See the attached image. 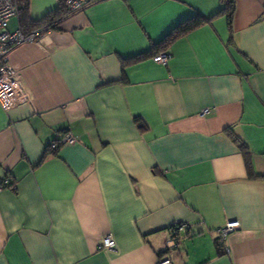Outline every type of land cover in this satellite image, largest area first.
Wrapping results in <instances>:
<instances>
[{
	"label": "crops",
	"instance_id": "0c3cea01",
	"mask_svg": "<svg viewBox=\"0 0 264 264\" xmlns=\"http://www.w3.org/2000/svg\"><path fill=\"white\" fill-rule=\"evenodd\" d=\"M89 1L8 55L30 100L0 106L13 185L0 188V264H264V0H234L230 29L220 0ZM56 6L29 0V15ZM196 13L211 19L153 61ZM64 133L74 142L45 155Z\"/></svg>",
	"mask_w": 264,
	"mask_h": 264
},
{
	"label": "built area",
	"instance_id": "2783aa9c",
	"mask_svg": "<svg viewBox=\"0 0 264 264\" xmlns=\"http://www.w3.org/2000/svg\"><path fill=\"white\" fill-rule=\"evenodd\" d=\"M89 2V0H67L68 15L81 11ZM17 12L18 9L14 0H0V106L4 110H9L30 100V94L24 89L19 76L8 62L9 53L17 46L33 41L36 35L45 29L41 27L28 34L22 33L19 28L11 30L9 23L12 18L17 17ZM152 59L157 63L166 65L168 56L165 52H161L154 55ZM61 142L73 143L74 139L68 133H65L60 139ZM55 146V143H51L50 147L54 148ZM2 184H7V181L3 180ZM238 227V221H228L216 230V234L223 241L230 232ZM183 228L185 226L180 225L178 229L182 230ZM99 248L111 250L114 248V242L107 236L102 240ZM155 264L172 263L167 257H162Z\"/></svg>",
	"mask_w": 264,
	"mask_h": 264
},
{
	"label": "trees",
	"instance_id": "16d2710c",
	"mask_svg": "<svg viewBox=\"0 0 264 264\" xmlns=\"http://www.w3.org/2000/svg\"><path fill=\"white\" fill-rule=\"evenodd\" d=\"M18 12H17V17H18V28L20 31L24 34H28L38 28L44 27V30H50V29H56L58 27V24L66 17L68 16L69 13V8L67 5V0H57V6L54 10L47 12L43 17L34 20L30 17L29 15V0H14ZM221 3V8L216 12L215 15H225L226 21H227V26L230 29L231 24H232V17L234 13V0H220ZM213 16V17H214ZM211 19L206 18L200 14H195L192 17L185 19L181 22L178 23V25L173 28L160 42L154 44L153 49L151 50V57L159 53L160 51H163L166 49L167 45L170 44L175 38L185 34L186 32L192 30L193 28L205 23L209 22ZM146 54H140L136 57L131 58L129 61H137L139 59H142ZM134 122L138 125L140 129L145 128L144 122L139 118V117H134ZM227 133L229 136H231L232 140L237 143L238 149L240 150V153L242 154L243 160H244V165L245 169L247 172L248 177L251 178H258L257 175L254 174L252 164H251V151L246 144L245 141H243L240 137H238L236 134L233 133L231 129H229ZM65 134V133H64ZM63 134V135H64ZM62 135V136H63ZM60 139L56 140L55 143L56 146L54 148H51V144L46 145L45 147V155L46 154H55L57 149L59 148ZM7 181V184H2L3 179L0 180V185L1 188H12L13 185L8 182V179H5ZM180 224H177L176 226H172L173 228V239H170V242L175 244L177 243L178 239V229ZM220 240V238L218 237ZM216 240V247L217 250L221 253H224L226 251V248L224 247L223 242L220 240ZM168 250V248H166Z\"/></svg>",
	"mask_w": 264,
	"mask_h": 264
},
{
	"label": "rangeland",
	"instance_id": "374dc122",
	"mask_svg": "<svg viewBox=\"0 0 264 264\" xmlns=\"http://www.w3.org/2000/svg\"><path fill=\"white\" fill-rule=\"evenodd\" d=\"M13 23V21H11V24Z\"/></svg>",
	"mask_w": 264,
	"mask_h": 264
}]
</instances>
